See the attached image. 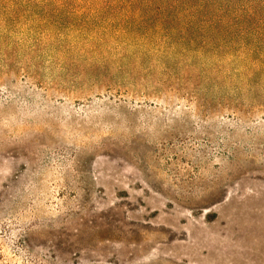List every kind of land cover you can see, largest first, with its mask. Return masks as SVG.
Segmentation results:
<instances>
[{
	"label": "rangeland",
	"instance_id": "1",
	"mask_svg": "<svg viewBox=\"0 0 264 264\" xmlns=\"http://www.w3.org/2000/svg\"><path fill=\"white\" fill-rule=\"evenodd\" d=\"M0 264H264V0H0Z\"/></svg>",
	"mask_w": 264,
	"mask_h": 264
},
{
	"label": "trees",
	"instance_id": "2",
	"mask_svg": "<svg viewBox=\"0 0 264 264\" xmlns=\"http://www.w3.org/2000/svg\"><path fill=\"white\" fill-rule=\"evenodd\" d=\"M195 17L196 16H194V18ZM194 24H195V21H193L192 19H189L187 21V25L190 26V28H193ZM222 25H223L222 22H218V21L209 22L207 24H204V25L200 26V30H202L204 34L209 35L208 37H215L217 35V33L220 31ZM223 26L226 27V25H223ZM189 40L194 43V38L189 37ZM209 41L210 40H207L205 42L206 44L202 45V48L205 45L209 44L210 43Z\"/></svg>",
	"mask_w": 264,
	"mask_h": 264
}]
</instances>
